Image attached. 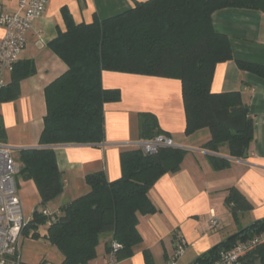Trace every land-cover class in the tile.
Segmentation results:
<instances>
[{
  "label": "trees",
  "instance_id": "trees-1",
  "mask_svg": "<svg viewBox=\"0 0 264 264\" xmlns=\"http://www.w3.org/2000/svg\"><path fill=\"white\" fill-rule=\"evenodd\" d=\"M225 9L264 13V0H149L117 16L91 24H76L67 10L63 16L67 30L49 44V48L68 67L61 77L45 89L46 116L40 147L19 154V176L32 180L45 207L63 192L53 147L63 145H100L105 140L104 106L120 101L118 90H105L103 72L177 79L182 84L186 114L185 135L207 129L211 139L204 149L219 153L226 146L232 159H243L254 139V122L240 92L213 93L217 65L234 61L230 38L217 31L213 15ZM241 71L264 79V66L235 61ZM36 74L32 62H18L9 86L0 100L13 101L19 85ZM3 94L5 97H3ZM143 140L165 134L151 114L140 115ZM0 119V142L5 140ZM187 151L161 148L155 155L139 149L121 154L122 177L107 180L104 171L86 176L90 192L63 206L55 221L34 212L23 235L44 239L63 256L61 264H90L97 259L102 235H107L106 251L114 242L122 246L121 262L134 255L142 244L138 217L158 213L149 198L156 182L166 174L181 170ZM216 171L229 167L230 161L210 156ZM225 205L239 224L240 216L254 209V204L237 187L227 189ZM45 228V233L40 232ZM264 232V218L242 228L214 246L193 264H207L219 252L238 242ZM150 258V253L146 252ZM242 257L245 264H264V239L249 246Z\"/></svg>",
  "mask_w": 264,
  "mask_h": 264
},
{
  "label": "crops",
  "instance_id": "crops-1",
  "mask_svg": "<svg viewBox=\"0 0 264 264\" xmlns=\"http://www.w3.org/2000/svg\"><path fill=\"white\" fill-rule=\"evenodd\" d=\"M19 1L0 0V9L5 13H16ZM147 1L49 0L19 59L21 63H34L36 74L20 83L16 100H0V119L6 135L0 143L11 148L13 155L18 152V158L21 151L40 147L46 116L45 89L68 70L49 48V44L67 30L63 10L70 13L76 24H91L95 19L117 16L134 8L137 3ZM212 21L217 31L230 38L234 61L217 65L211 90L216 94L240 92L248 106L249 116L254 122V139L247 158L232 159L226 146H222L219 153L205 150L204 145L211 139L207 129L192 136L185 135L186 114L179 80L106 71L101 78L103 88L120 91L121 98L104 106V142L96 146L53 147L64 187L61 195L45 207L41 205L35 183L22 176L17 177L21 200V194L35 198L33 206L22 201L28 221L36 210L45 208L52 214H60L63 206L88 194V174L104 171L108 181L119 180L122 177V152L136 149V144L146 141L141 138V114L155 116L164 135L171 137L177 148L187 151V154L178 173L164 175L151 189L149 198L158 213L138 217V230L143 242L122 264H166L179 239L187 243L179 264H193L201 255L239 232L240 228L264 218V79L241 71L235 62L264 66V13L225 9L216 12ZM3 36L4 31L0 28V41ZM6 78L9 86L12 74ZM210 156L229 160V167L214 170L209 162ZM231 187L239 188L254 204L252 211L240 216L239 224L225 205L226 191ZM211 220L218 224L214 230L208 226ZM22 239L34 240L31 234H24ZM109 240L106 237L101 241L104 252L100 254L97 250V259L90 264L106 263L105 243ZM146 252L150 253V258L146 257ZM62 261L63 256L57 263L45 259L29 264H61ZM22 264L28 263L22 261Z\"/></svg>",
  "mask_w": 264,
  "mask_h": 264
},
{
  "label": "built area",
  "instance_id": "built-area-1",
  "mask_svg": "<svg viewBox=\"0 0 264 264\" xmlns=\"http://www.w3.org/2000/svg\"><path fill=\"white\" fill-rule=\"evenodd\" d=\"M49 0H20L18 11L13 14L0 9V28L4 36L0 41V93L7 86V76L12 74L28 42V36L35 22L41 18ZM145 155H155L161 148H177L174 140L164 134L135 145ZM21 164L15 159L11 148L0 143V264H22L21 240L28 226L18 191L17 177ZM42 214L55 221V214L43 210ZM209 229L217 228V221L209 222ZM264 239V232L251 239L238 242L230 249L219 252L217 258L207 264H245L242 253L251 245ZM187 247L184 239H179L174 253L166 264H179ZM122 246L114 242L107 253L105 264H122L118 253Z\"/></svg>",
  "mask_w": 264,
  "mask_h": 264
},
{
  "label": "rangeland",
  "instance_id": "rangeland-1",
  "mask_svg": "<svg viewBox=\"0 0 264 264\" xmlns=\"http://www.w3.org/2000/svg\"><path fill=\"white\" fill-rule=\"evenodd\" d=\"M134 148V146H133ZM18 152H14L15 159L18 161ZM22 201H25V204L28 206H33L35 204V198L34 197H29V196H24L21 194ZM27 198V199H26ZM224 222V221H223ZM241 223H245L240 221ZM27 228V227H26ZM242 229V228H240ZM41 233H45V228H41ZM107 237V235H102L101 240L104 241V239ZM100 254L104 252V244L101 243L100 247L97 249ZM21 256H22V261L23 263H34L36 261L42 262L43 260H48L53 263H57L59 259H61V253L57 250L56 247L52 246L48 242H46L44 239L35 241V240H30V239H22L21 240Z\"/></svg>",
  "mask_w": 264,
  "mask_h": 264
},
{
  "label": "water",
  "instance_id": "water-1",
  "mask_svg": "<svg viewBox=\"0 0 264 264\" xmlns=\"http://www.w3.org/2000/svg\"><path fill=\"white\" fill-rule=\"evenodd\" d=\"M247 155H248V151H246L245 155H244V159L247 158Z\"/></svg>",
  "mask_w": 264,
  "mask_h": 264
}]
</instances>
